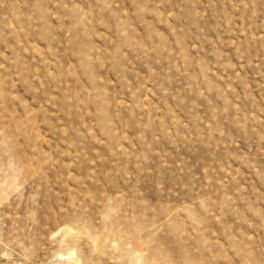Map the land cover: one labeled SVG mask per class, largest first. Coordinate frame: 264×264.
I'll list each match as a JSON object with an SVG mask.
<instances>
[{
    "label": "rangeland",
    "instance_id": "374dc122",
    "mask_svg": "<svg viewBox=\"0 0 264 264\" xmlns=\"http://www.w3.org/2000/svg\"><path fill=\"white\" fill-rule=\"evenodd\" d=\"M0 264H264V0H0Z\"/></svg>",
    "mask_w": 264,
    "mask_h": 264
}]
</instances>
